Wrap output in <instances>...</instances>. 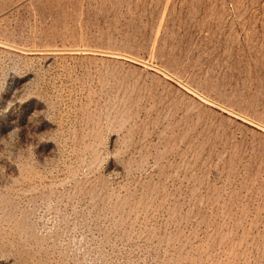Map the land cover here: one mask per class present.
Returning a JSON list of instances; mask_svg holds the SVG:
<instances>
[{"label":"rangeland","instance_id":"rangeland-1","mask_svg":"<svg viewBox=\"0 0 264 264\" xmlns=\"http://www.w3.org/2000/svg\"><path fill=\"white\" fill-rule=\"evenodd\" d=\"M0 264H264V0H0Z\"/></svg>","mask_w":264,"mask_h":264}]
</instances>
